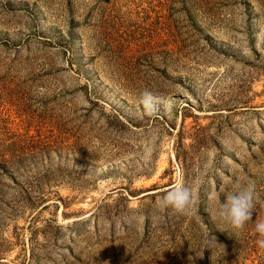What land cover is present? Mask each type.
Returning a JSON list of instances; mask_svg holds the SVG:
<instances>
[{"label": "rangeland", "instance_id": "374dc122", "mask_svg": "<svg viewBox=\"0 0 264 264\" xmlns=\"http://www.w3.org/2000/svg\"><path fill=\"white\" fill-rule=\"evenodd\" d=\"M255 12L253 0H0V264H264ZM144 90L163 99L154 113ZM249 180L259 201L235 230L215 211ZM177 185L193 192L183 214L158 206Z\"/></svg>", "mask_w": 264, "mask_h": 264}, {"label": "clouds", "instance_id": "9594fccd", "mask_svg": "<svg viewBox=\"0 0 264 264\" xmlns=\"http://www.w3.org/2000/svg\"><path fill=\"white\" fill-rule=\"evenodd\" d=\"M140 102L147 113H154L163 103V99L154 95L150 90H144ZM258 201L259 197L254 182L250 180L238 182L235 190L227 193L223 202L218 205L214 218L229 224L235 230H242L252 219V213ZM193 203L194 197L191 188L177 185L163 195L162 199L158 201V206L173 208L183 214L192 207ZM255 231L262 237L257 240V246L264 249V220L256 223Z\"/></svg>", "mask_w": 264, "mask_h": 264}, {"label": "trees", "instance_id": "16d2710c", "mask_svg": "<svg viewBox=\"0 0 264 264\" xmlns=\"http://www.w3.org/2000/svg\"><path fill=\"white\" fill-rule=\"evenodd\" d=\"M253 2L255 3L256 18H264V0H253ZM211 16H213V14H211ZM2 159L3 158H1L0 156V172H2V170L4 169Z\"/></svg>", "mask_w": 264, "mask_h": 264}]
</instances>
